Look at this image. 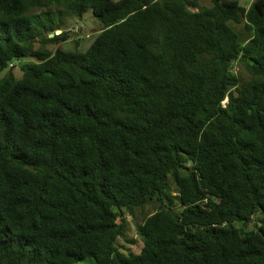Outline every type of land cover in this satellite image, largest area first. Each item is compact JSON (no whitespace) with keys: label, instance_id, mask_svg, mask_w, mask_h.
I'll list each match as a JSON object with an SVG mask.
<instances>
[{"label":"trees","instance_id":"1","mask_svg":"<svg viewBox=\"0 0 264 264\" xmlns=\"http://www.w3.org/2000/svg\"><path fill=\"white\" fill-rule=\"evenodd\" d=\"M210 3L0 0V264H264V0Z\"/></svg>","mask_w":264,"mask_h":264},{"label":"rangeland","instance_id":"2","mask_svg":"<svg viewBox=\"0 0 264 264\" xmlns=\"http://www.w3.org/2000/svg\"><path fill=\"white\" fill-rule=\"evenodd\" d=\"M237 1L240 3L241 6L247 8L252 0H237ZM199 3L202 5H205V6H209L211 4L210 0H199ZM191 10H193V9L191 8ZM90 15H91L90 13H86L85 17L83 19H81L80 21H76V20L71 19V18L65 19V24H64L65 29L64 30H66V31L73 30L74 34L71 35V39L68 42L60 43L56 47H60L62 49H66V50L74 49L75 44L73 42V38L75 37L80 42L79 50L86 49L87 46L90 44L92 38L94 37V33H95V29H96V26L93 23V20L96 23H99V21L97 19L92 18ZM74 29H77V32ZM60 33H61V31L55 32L56 35H58ZM52 36H53V34H52ZM56 47H49V48L53 49ZM31 61H32V59H28V58H24V59L16 61L17 66H14L12 68V74L16 78H19L21 76V72L19 70V67L22 66L23 64H25L27 62H31ZM8 72H9V70L6 69L2 73V75L5 76ZM126 239H128V240L134 239V240H136V243L130 244ZM119 243H120V246H122L123 250H129V251H132L135 253H138L140 251V249L142 248V242L140 241L139 237L137 236L136 228H135L133 223L130 225V228L127 232L126 237L119 240ZM79 264H83V262H81ZM84 264H87V263H84Z\"/></svg>","mask_w":264,"mask_h":264},{"label":"water","instance_id":"3","mask_svg":"<svg viewBox=\"0 0 264 264\" xmlns=\"http://www.w3.org/2000/svg\"><path fill=\"white\" fill-rule=\"evenodd\" d=\"M52 37V35H50Z\"/></svg>","mask_w":264,"mask_h":264}]
</instances>
